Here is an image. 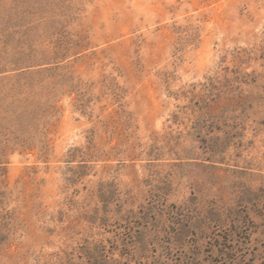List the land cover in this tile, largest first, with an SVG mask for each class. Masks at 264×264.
I'll use <instances>...</instances> for the list:
<instances>
[{
	"label": "rangeland",
	"instance_id": "374dc122",
	"mask_svg": "<svg viewBox=\"0 0 264 264\" xmlns=\"http://www.w3.org/2000/svg\"><path fill=\"white\" fill-rule=\"evenodd\" d=\"M0 264H264V0H0Z\"/></svg>",
	"mask_w": 264,
	"mask_h": 264
}]
</instances>
